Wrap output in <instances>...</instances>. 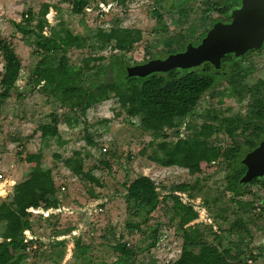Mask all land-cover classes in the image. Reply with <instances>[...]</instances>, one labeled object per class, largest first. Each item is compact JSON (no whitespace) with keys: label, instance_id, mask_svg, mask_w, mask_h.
Listing matches in <instances>:
<instances>
[{"label":"rangeland","instance_id":"obj_1","mask_svg":"<svg viewBox=\"0 0 264 264\" xmlns=\"http://www.w3.org/2000/svg\"><path fill=\"white\" fill-rule=\"evenodd\" d=\"M45 5H50L46 9L47 15L42 14ZM157 9L161 18L155 13ZM182 9L175 8L173 2L167 0H163L159 7L154 0H128L124 4H120L119 0H89L87 8L79 14L74 11L72 3L60 0H0V38L13 44L23 66L12 97L7 100L0 98V205L11 199L17 183L28 178L29 165L21 162L19 152H23V156L43 152L48 164L52 163L59 199V208L52 210V215L39 211L31 217L32 229L26 234L30 249L24 264H115L121 255L113 246L119 242L138 253L135 264H171L172 260L179 258L182 247V232L168 224L171 202L160 205L151 215L150 223L142 226V232H130L127 224L139 222L144 213L141 217L134 216L138 209L127 204V186L141 175L166 188L199 183L201 192L195 194V204L204 206V203L210 204L216 195L214 182L221 177V171L217 163H211L201 174H190L186 169L164 167L162 162L152 160L153 157L162 161L165 159L160 146L163 141L145 133L140 119L128 118L117 99L96 104L85 116L80 115L78 109L71 111L69 107L57 105L49 93L45 94L30 81L38 62V56L34 55V38L18 32L14 23L30 31L41 21L53 32H62L63 35L67 30L72 32L83 44L68 51L71 73L78 72L87 64L98 66L100 62L94 59L100 56L107 58L106 63L108 58H120L122 67L127 69L142 62L149 47V51H154L163 43L167 50L172 51L185 47L189 37L192 39L204 32L207 23L203 22V18L210 11L206 4L195 1ZM30 11L35 17L32 25L25 22V16ZM112 29L140 31L142 39L134 44L131 52L103 50L96 35L99 30ZM247 62L242 65L247 75L258 71L250 78L251 83L264 79V54L255 58L252 56ZM2 67L3 58L0 55V71ZM233 90L237 91V87ZM20 93L25 95L21 97ZM253 102V95H243L239 99L223 83L205 96L196 114L182 126L179 136L173 130L166 132L169 137L166 141L175 143L180 139L196 138L202 124L209 120L213 124L209 142L227 147L233 142L228 133L232 128L230 120L236 125L237 137L243 142L251 134V127H260L264 122L253 117ZM55 109L60 116L61 140H42L38 128L50 121L49 115ZM208 110H215L217 117L207 119ZM66 118H77L78 121L70 124ZM246 124L250 125L246 127L249 130L240 133ZM87 134L94 140L93 146L89 145ZM75 152L85 157L84 173L93 175L98 183L76 176L65 167V161L74 159ZM63 186L66 187L65 192ZM161 186L158 192L162 196L169 195L170 192L162 190ZM221 193H218L222 199L215 206V213L206 208L207 217L211 218L215 230L217 226L227 229L236 218L243 216L246 219L250 215V196L240 199L241 205L237 198L234 204L230 194ZM181 195L188 197V193ZM222 211H225L226 221L217 220L216 223L215 215ZM158 227L159 241L152 247L155 242L152 234ZM77 238L88 248L85 254L74 248ZM224 239L225 247L230 249V242L237 241L235 235L224 234ZM62 240L67 241L66 244L60 245ZM249 249L257 252L255 247L250 246ZM232 254L240 260L245 257L240 256L234 246ZM167 260L171 262L167 263ZM252 264H264V260L259 257Z\"/></svg>","mask_w":264,"mask_h":264},{"label":"trees","instance_id":"obj_2","mask_svg":"<svg viewBox=\"0 0 264 264\" xmlns=\"http://www.w3.org/2000/svg\"><path fill=\"white\" fill-rule=\"evenodd\" d=\"M60 1L72 3L74 11L79 14L89 4V0ZM127 1L119 0V3L124 4ZM154 1L159 7L163 0ZM182 6L174 7L183 11ZM49 7L50 5H45L43 15L48 14L46 9ZM210 7L208 10H211ZM155 13L161 18L158 10ZM34 19L31 11L25 16V22L28 24L32 25ZM14 26L18 32L34 38V55L38 56V62L32 71L30 81L34 82L35 87L39 86L45 94L49 93L57 105L69 107L71 111L78 109L80 115L85 116L87 111L96 104L117 99L128 118L140 119L145 133L154 139L160 138L163 141L160 146L165 159L162 161L153 157L152 160L162 162L164 167L176 166L186 169L190 174H201L210 167L211 163L219 165L221 177L214 182L213 187L216 195L212 197L210 204L207 202L204 206L195 204V194L201 192L199 183L192 185L183 183L166 188L158 185L148 176L141 175L135 179L127 186L126 201L127 204L138 209L134 216L141 217L143 212L144 217L137 223L127 224L130 232H142V226L150 223L151 215L159 209L160 205L170 201L168 224L177 227L182 232L179 258L171 264H247L248 259L256 260L258 255L254 254L247 245H243V239L238 242L231 241V249L225 247V232L232 234L235 228L245 230L242 219L236 218L233 221L235 223L231 224L228 229L217 226L215 230L211 218L207 217L206 208L215 213V206H218L222 199L219 192L225 195L235 194V198L250 194L249 188L254 181L241 186L240 180L246 169L240 165V159L258 146L264 138V130L261 127L256 128L255 132L242 142L237 137L236 125L229 120L232 128L228 130V133L233 139V144L227 147L217 146L209 142L213 134V124L206 120L196 138L180 139L175 143L166 141L169 138L166 132L173 130V133L179 136L183 123L196 114L205 96L218 88L221 77L219 73L216 74L217 72L210 64L190 71L174 68L146 79L127 78L120 58H108L109 62L106 63L107 58L100 56L94 59L100 62L98 66L87 64L79 68L78 72L71 73L68 51L70 48H79L83 44L72 32L67 30L64 35L62 32H53L47 29L41 21L35 25L34 30L30 31L24 30L19 23H14ZM96 36L102 44L101 49L109 48L112 52L122 53L131 52L134 44L142 39L140 31L134 32L128 29L99 30ZM0 55L3 58V67L0 71V98L7 100L17 90V82L23 66L13 44L7 39L0 38ZM234 71L236 68L233 67L227 76L231 75L232 80L236 81L228 86L236 97L243 95L255 97L264 92V79L259 78L251 83V75L248 77H242L241 74L233 75ZM240 77L241 81H239ZM243 81H247V84L240 83ZM236 87L237 91H234L233 88ZM24 95L25 93L19 94L21 97ZM263 103V100H257L252 104L256 109L253 117L260 121L264 120ZM57 112L58 110L55 109L49 115L50 121L38 128L37 132L41 134L42 140L54 138L61 140L60 116ZM215 117H217L215 110L207 111V119ZM66 120L70 124L78 121L77 118L75 120L66 118ZM87 136L89 145L93 146L94 140L90 135L87 134ZM18 157L22 163L29 165L30 171L27 179L14 186L11 199L0 205V239L3 240L0 242V264H24L30 249L26 234L32 229L31 217L39 211L48 212L58 209L59 206L53 166L52 163L48 164V159L43 152L28 153L24 156L23 152H19ZM55 157L60 158L58 155ZM84 158L81 153L75 152V158L66 160L65 167L76 176L98 183L93 175L84 173ZM160 186L162 190L169 191V195L162 196L158 192ZM185 193H188L186 198L181 195ZM235 198L232 199L233 203ZM224 214L225 211L216 213L215 222L217 223V220L226 221ZM203 215H205L204 219ZM159 233V227L153 231L152 237L155 242L151 244L152 247H155L159 241ZM61 244H65V241ZM233 246L239 251L240 256H245L243 260L237 259L232 254ZM113 247L121 255L115 264L119 262L136 263L138 253L129 248L127 244L119 242ZM75 249L83 254L88 250L81 239L76 241Z\"/></svg>","mask_w":264,"mask_h":264},{"label":"water","instance_id":"obj_3","mask_svg":"<svg viewBox=\"0 0 264 264\" xmlns=\"http://www.w3.org/2000/svg\"><path fill=\"white\" fill-rule=\"evenodd\" d=\"M180 6L187 0H172ZM242 6L232 11V22L216 24L198 47L189 46L187 51L157 58L146 64L128 67L127 78L146 79L170 69L190 71L210 63L220 70L222 60L228 54L241 57L251 50H259L264 44V0H242ZM240 165L246 172L240 180L241 186L264 178V138L258 146L248 151Z\"/></svg>","mask_w":264,"mask_h":264},{"label":"flooded vegetation","instance_id":"obj_4","mask_svg":"<svg viewBox=\"0 0 264 264\" xmlns=\"http://www.w3.org/2000/svg\"><path fill=\"white\" fill-rule=\"evenodd\" d=\"M167 1H170L171 3L173 2L172 0H167ZM195 1H199V4H202V3L206 4L207 9H209V7L212 6V7H210L211 10L209 11V13H206L204 18H203V22L207 23V27L205 28L204 32H201V33L195 35V37H193L192 39L188 36L189 38L187 40V43H186L185 47H183V48L172 49V51H169V50H167V48L164 47L163 43H161V45H159L156 48V50H154V51H149L150 50L149 49L150 47H149L147 49V52H146L147 53L146 58L142 62H139V64L137 63L138 65L146 64V63H148L154 59H157V58L164 59L166 56L171 55V54L184 53L187 51L189 46H192V47L200 46L202 44L203 39L206 38L208 33L213 29V27L216 24H218V23L228 24V23L232 22V16H231L232 11L241 7L242 3H243L242 0H187L186 2H184L182 4L183 5L182 8L186 7L184 5H188V4L195 2ZM177 9H179V8H177ZM154 54H156V55H154ZM263 54H264V44H263L261 49L251 50L241 57H236L234 54H228L222 60H220V64L222 67L220 70H215L214 66L211 65L210 63H205V64H210L213 67L214 71L217 72L216 74L219 73V75H220L219 77H221V81H220L219 85L224 83L225 85L229 86L231 83L236 82V81L232 80L233 78H231V75L229 77L227 76L229 74L230 69H232L233 67L236 68V71L233 72V75L241 74L242 77H244V76L248 77L249 75L246 74L247 70H244V67H242V65L244 63H248L247 62L248 59H250L252 56H253V58H255L256 56H259V55L263 56ZM124 70L126 71V69H124ZM241 71H243V72L241 73ZM257 72L258 71H254L253 73H251L250 74L251 77L253 75H255ZM241 80H242V78L240 77L239 81H241ZM240 83L247 84V81H243ZM239 99H240V97H239ZM257 100H263L264 101V92L260 96L254 97V101H257ZM262 107L264 108V103H263ZM255 111H256V109L254 108V113H255ZM254 113H253V115H254ZM244 114H248V113H244ZM248 116H250V115H247V117ZM251 116H252V114H251ZM255 120L262 122L259 119H255ZM249 126H250L249 124H246L245 128H243V131L247 132L249 129L246 127H249ZM260 127L264 130V122H262ZM256 128H258V127L257 126H255V128L251 127V129H250L251 134L255 132ZM243 131L240 133H243ZM249 135L247 136V138L245 140H247L250 137ZM232 144H233V142H232ZM231 145H229V146H231ZM249 190L251 191L250 194H246L244 196L241 195V196L236 197L238 200L243 199L245 196H250V198H251V200L248 201V207L250 208V215H248V217L246 219L243 216H240V219H242V221H243V225H245V230L243 231L241 229L235 228L234 233L230 234L228 232H225V234L230 235V236L235 235L237 237L236 242L243 239V241H242L243 245H247L248 248H250V246L255 247L257 252H254V251L253 252L256 255H258L257 258L260 257L261 259L264 260V252H263L264 251L263 250L264 249V178H259V179L254 180V182L250 186ZM227 194L231 195L230 200L235 198V194H231V193H227ZM240 202H241V205H243L241 200L239 201V203ZM235 203H236V200H235L234 204ZM233 223H235V222H232V224ZM257 258H256V260H257Z\"/></svg>","mask_w":264,"mask_h":264},{"label":"built area","instance_id":"obj_5","mask_svg":"<svg viewBox=\"0 0 264 264\" xmlns=\"http://www.w3.org/2000/svg\"><path fill=\"white\" fill-rule=\"evenodd\" d=\"M183 125H184V123H183ZM183 125H182V126H183ZM182 126L180 127V131H181V129H182ZM186 126H187V123H186L185 127H186ZM0 178H1V176H0ZM62 190H63V192H65V191H66V187L63 186V187H62ZM48 212H50V210H49ZM45 213H47V212H45ZM27 233L29 234V232H27ZM170 262H171L170 260H167V263H170ZM172 262H174V261L172 260ZM172 262H171V263H172ZM252 262H253L252 259H249V260H248V263H249V264H251Z\"/></svg>","mask_w":264,"mask_h":264},{"label":"crops","instance_id":"obj_6","mask_svg":"<svg viewBox=\"0 0 264 264\" xmlns=\"http://www.w3.org/2000/svg\"><path fill=\"white\" fill-rule=\"evenodd\" d=\"M58 208H59V207H58ZM57 210H58V209H56L55 211H57ZM50 212H51V211H50ZM50 212H47V213H49V215H52L53 213H50ZM42 213H45V212H42ZM29 233H30V232H29ZM78 239H79V238H77L74 242L76 243V241H77ZM2 241H3V240H2ZM2 241H1V242H2ZM62 241H63V240H62ZM63 242H64V241H63ZM63 242H62V243H63ZM66 242H67V241H65V244H66ZM60 245H63V244L60 243ZM74 248H75V246H74ZM248 260H249V259H248ZM252 261H253V260H252ZM247 263H248V262H247ZM252 263H253V262H252ZM252 263H251V264H252Z\"/></svg>","mask_w":264,"mask_h":264}]
</instances>
